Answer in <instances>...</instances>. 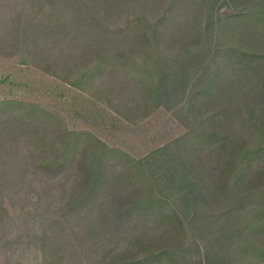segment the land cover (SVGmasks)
<instances>
[{
	"label": "trees",
	"instance_id": "obj_1",
	"mask_svg": "<svg viewBox=\"0 0 264 264\" xmlns=\"http://www.w3.org/2000/svg\"><path fill=\"white\" fill-rule=\"evenodd\" d=\"M24 2L39 8L12 19L23 58L52 56L43 70L83 92L119 66V108L168 109L186 132L133 159L0 101V264L32 244L36 264H264V0ZM42 180L58 219L12 235V196Z\"/></svg>",
	"mask_w": 264,
	"mask_h": 264
},
{
	"label": "rangeland",
	"instance_id": "obj_2",
	"mask_svg": "<svg viewBox=\"0 0 264 264\" xmlns=\"http://www.w3.org/2000/svg\"><path fill=\"white\" fill-rule=\"evenodd\" d=\"M34 4L31 6L24 0H16L17 7L12 10L13 3L7 0L2 3L0 0V101L18 99L34 103L59 117L65 130L91 134L110 148L118 149L133 159H140L155 148L185 134V127L168 109L151 107L149 112L138 116L130 100L122 101V104H128L126 107H118L121 102L117 98L118 88L126 85V81L130 82L119 66L111 68V75L109 72L104 74V77L97 79L94 85L83 92L67 86L61 78L43 70L47 62H53L52 56L46 61L32 56L23 58L22 52H17L15 47L11 48L14 36L12 19L31 16L28 20H32L39 8L37 3ZM227 12V8H223L222 13ZM128 13H122L119 25L118 22L116 24L119 28L123 29L127 25L125 18L127 20L129 17ZM54 182H34L32 186L18 191L19 200L12 196V206L8 207L13 218L9 224L12 235L39 232L43 220L51 215L49 210L53 211V222L58 219L59 214L55 213L61 206V193ZM52 187L53 198L40 193L48 192ZM96 219L101 220L100 216ZM104 237L109 238V232ZM27 240L24 236L23 241ZM36 249L35 244H32L25 250L22 257L24 264H36V259H40ZM19 250L17 255H20ZM14 260L19 259L14 257Z\"/></svg>",
	"mask_w": 264,
	"mask_h": 264
}]
</instances>
